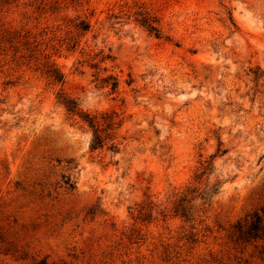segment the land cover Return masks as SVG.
Here are the masks:
<instances>
[{
  "label": "rangeland",
  "instance_id": "374dc122",
  "mask_svg": "<svg viewBox=\"0 0 264 264\" xmlns=\"http://www.w3.org/2000/svg\"><path fill=\"white\" fill-rule=\"evenodd\" d=\"M124 1L92 0L78 48L47 49L86 108L123 112L127 139L112 154L90 149L91 131L57 102L62 85L37 69L39 38L59 43L41 31L60 22L40 20L37 1L0 0V264H264V240L232 235L264 206V78L254 73L264 0H146L170 40L125 15ZM113 13L123 15L115 26ZM102 49L114 61L101 74L121 78L114 93L90 64ZM220 138L228 151L212 180L223 188L186 222L173 203Z\"/></svg>",
  "mask_w": 264,
  "mask_h": 264
},
{
  "label": "trees",
  "instance_id": "16d2710c",
  "mask_svg": "<svg viewBox=\"0 0 264 264\" xmlns=\"http://www.w3.org/2000/svg\"><path fill=\"white\" fill-rule=\"evenodd\" d=\"M11 3L17 0H2ZM37 1L39 8V19L47 18L48 20L59 21L55 25H47L42 30V35L53 32L52 40L58 39L57 44H48L43 47L46 41L39 38V58L37 69L48 80L49 84H61L62 87L57 93V102L62 105L67 116L74 123L91 131L90 149L92 151L107 149L116 154L121 151L123 143L127 139L121 134V128L125 123L123 112L116 108L105 110H91L86 108L82 101L73 94L69 93L64 85L66 83V75L57 61L53 58V53L48 52L50 45L54 48L66 47L68 50H75L81 44L82 38L93 30L92 18L96 14V8L92 6V0H33ZM125 15L144 26L150 33L157 37L171 39L169 34H165L163 17L156 10L152 3L146 0H125L122 4ZM123 15L113 13L109 16L111 25L123 21ZM55 26V27H54ZM64 32V34L59 33ZM44 32V33H43ZM99 57V58H98ZM112 60L114 56L105 52L104 49L96 53V56L90 58L92 67L97 68L96 80L97 85L102 88H109L110 92L119 91L121 86V78L118 74L109 73L101 74V63ZM105 70H108L104 66ZM255 79L264 78V70H254ZM127 82L132 84L134 78L131 76ZM228 148L223 147V141L220 143L217 151L209 157L200 161V164L194 174V181L187 185L183 191L175 199L173 203V213L180 216L186 222L197 220L198 216L203 215L212 205L215 196L221 192L224 180L220 177L212 180V174L215 172V157L223 155ZM153 209L146 210L144 207L140 209V217L151 218ZM165 217L167 211H160ZM232 235L237 244L250 242H258L264 240V206L255 210L244 219H239L233 225ZM38 264H49L46 260Z\"/></svg>",
  "mask_w": 264,
  "mask_h": 264
}]
</instances>
